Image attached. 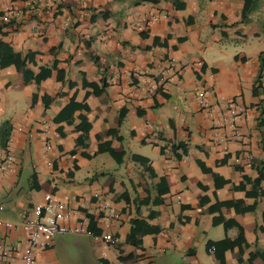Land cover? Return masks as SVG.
Returning a JSON list of instances; mask_svg holds the SVG:
<instances>
[{"label":"crops","instance_id":"0c3cea01","mask_svg":"<svg viewBox=\"0 0 264 264\" xmlns=\"http://www.w3.org/2000/svg\"><path fill=\"white\" fill-rule=\"evenodd\" d=\"M48 1L52 16L0 25L32 77L0 67V221L48 194L70 211L59 224L116 243L61 235L33 264H218L206 245L220 241L224 264H264V0L244 16V0ZM135 221L157 230L137 246ZM0 238L21 264L23 233Z\"/></svg>","mask_w":264,"mask_h":264},{"label":"built area","instance_id":"2783aa9c","mask_svg":"<svg viewBox=\"0 0 264 264\" xmlns=\"http://www.w3.org/2000/svg\"><path fill=\"white\" fill-rule=\"evenodd\" d=\"M55 4L48 0H26L22 6L12 3H0V25L4 24H20L27 19L41 20L52 16ZM174 63L173 59L167 61V66ZM153 88H157V84H153ZM205 90H196L194 97L198 104L201 105L206 95ZM225 111L228 120L220 117L221 123H227L228 127H232L238 119V113L234 108L233 102L225 103ZM48 148V146H46ZM12 162V157L7 154L3 165L0 169H7ZM234 162H237L235 159ZM102 218L104 222H109L117 215L113 208L102 206ZM70 211L63 205L56 202L48 194L42 198V203L34 206L29 213L21 215L20 220L16 223L0 221V227L5 231L20 230L24 235L23 246L19 250V260L21 264H33L37 252L45 249L50 245L55 237L61 235H81L94 240H99L104 244L113 245L116 239L109 234H101L87 227L86 220L81 219L73 226L67 227L57 222L59 216L69 217ZM210 250V249H208ZM16 252L15 247L6 246L4 238H0V264H14L8 257L11 253ZM140 261L143 262L142 258Z\"/></svg>","mask_w":264,"mask_h":264},{"label":"trees","instance_id":"16d2710c","mask_svg":"<svg viewBox=\"0 0 264 264\" xmlns=\"http://www.w3.org/2000/svg\"><path fill=\"white\" fill-rule=\"evenodd\" d=\"M141 1H145V2H156L157 0H141ZM248 9V4H247V0H244V5H243V9H242V16L245 15L246 11ZM7 65H13L15 67L16 70H21L22 72V76L24 79V83L27 82V78L31 79V75L23 68L24 66V62L21 60H16L13 57L12 51L10 49V47H8L5 44H1L0 43V67L3 68ZM38 78L39 75L34 77V81L37 83L38 82ZM80 108V105L78 104H73V103H69L66 107H64L61 112H60V117L65 114V113H72L73 110ZM121 118V116H120ZM182 145H180L179 148H181ZM103 150H107L109 151V149L107 147H105V149L98 147V151L101 152ZM202 171H204V169L202 167H200ZM213 181H214V185L220 186L223 184V181L221 180L220 183L217 184V178L216 176L213 175ZM214 224L218 223V220H214L213 221ZM133 227L129 232L128 235V241L130 244H132L133 246H137L139 244V240L135 238V233L139 232V233H145V232H151V231H157L156 229H149V228H142V223L141 222H133L132 223ZM141 229V230H140ZM222 247V249H224V242L220 241V242H215V243H207L206 248L209 249L210 247L213 248V254H214V258L216 259V261L218 262V264H224L223 262V257H222V251L221 252H216L217 247Z\"/></svg>","mask_w":264,"mask_h":264}]
</instances>
